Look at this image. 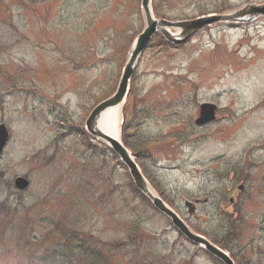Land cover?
I'll list each match as a JSON object with an SVG mask.
<instances>
[{
	"label": "rangeland",
	"instance_id": "374dc122",
	"mask_svg": "<svg viewBox=\"0 0 264 264\" xmlns=\"http://www.w3.org/2000/svg\"><path fill=\"white\" fill-rule=\"evenodd\" d=\"M262 2L152 0V8L175 22ZM8 7L0 13V123L8 131L0 264H222L180 235L84 128L91 108L114 92L143 28L140 0ZM160 42L157 34L148 44L132 81L138 115L129 121L153 140L147 179L211 241L225 236L221 218L234 223L224 249L235 252V264H264V16L211 24L184 44ZM203 101L217 105L216 120L196 126ZM16 176L28 187L16 190ZM195 198L189 214L183 201Z\"/></svg>",
	"mask_w": 264,
	"mask_h": 264
},
{
	"label": "water",
	"instance_id": "95a60500",
	"mask_svg": "<svg viewBox=\"0 0 264 264\" xmlns=\"http://www.w3.org/2000/svg\"><path fill=\"white\" fill-rule=\"evenodd\" d=\"M140 6L144 18V27L135 37L131 45L126 62L122 68L116 90L110 97L98 103L91 110L85 120V128L90 135L96 139L102 140L111 147L113 152L126 166L135 187L149 199L155 209L170 219L172 225L175 226L186 239L203 247L205 251L213 255L223 264H234L233 260L226 251L211 243L204 236L193 232L187 224H185V222L182 221L178 215L162 201L159 196L153 194L152 191H149V185L143 177L131 153L127 148H125L120 140L115 139L101 131L97 125V120L104 110L120 104L123 99H125L128 94L130 79L136 68L140 55L146 48L151 37L156 32H160L167 42L179 44L185 42L198 29L205 25L219 21H244L245 18L251 19L259 15L264 16V4L248 3L243 8L238 9L231 14L208 15L175 22L164 19H156L152 13L151 0H140ZM170 29L178 30V33L173 34L169 31ZM215 109L216 106L214 104L202 103L199 106L198 117L195 119V123L203 124L213 120ZM7 135V130L4 124H0V152L5 145ZM28 183V180L21 176H17L14 179V185L18 189L26 188ZM240 187L241 186H239V188ZM185 205L188 207V211L192 213L193 206H191L189 202H186Z\"/></svg>",
	"mask_w": 264,
	"mask_h": 264
},
{
	"label": "trees",
	"instance_id": "16d2710c",
	"mask_svg": "<svg viewBox=\"0 0 264 264\" xmlns=\"http://www.w3.org/2000/svg\"><path fill=\"white\" fill-rule=\"evenodd\" d=\"M6 1L7 0H0V13L3 15H7V8L9 9L8 6L12 2L16 6H24V7H27V6L32 5V4L38 5V4L44 2V0H11V2H6ZM8 1H10V0H8ZM0 18H2V16H0ZM154 37H156V35ZM154 37H153V39H154ZM159 44H162V45L166 44V46L169 45L167 42H165V40L162 37H161V42ZM135 78H136V76L134 75L132 78V81L135 80ZM132 81H131V86H130V91H129V96H128L129 103L125 104V106L123 108V124H122V130H121L122 131L121 132V135H122L121 139H122V142L125 144V146L130 149L131 153L134 155L137 163L140 165L143 173L146 176L143 159H145V158L148 159L146 148L148 147L149 141H153V140H149V139L145 138L144 136L137 135L136 131L139 130L137 124L131 123L129 121V118H132L135 120V118H134L135 115H138L137 103L139 100V96H138L137 92H135V90H134V87L132 85ZM132 96L136 98L135 101H134V99H132ZM237 165L238 164L236 162H232V164L229 165L228 169L233 171V173L238 174L239 168H237ZM149 180H150L149 182L151 183V185L156 189V191L161 195V197H163V199L165 201L170 203L168 198L164 197V194H162L163 192L161 191V189L159 187L160 186L159 183L158 182L156 183L155 179H153L155 182L150 178H149ZM233 224L229 223L224 218H221V223L218 227H220L222 225L223 230L221 232H224L225 236L222 237L223 240L221 239V242H218L220 240H218L217 237H213L212 241H214L215 243H220L221 247H223V248H226V249L229 248L230 246L228 245V243L232 242L233 239L235 238L234 225ZM226 238H227V240H226ZM222 241H224V242H222ZM229 250H231L232 254H230V255L233 258V260H234V258L237 260L235 252L232 249H229ZM237 256L239 258V253L237 254ZM93 263H91V264H93ZM102 263L103 262L101 260V262L99 264H102Z\"/></svg>",
	"mask_w": 264,
	"mask_h": 264
},
{
	"label": "bare ground",
	"instance_id": "6f19581e",
	"mask_svg": "<svg viewBox=\"0 0 264 264\" xmlns=\"http://www.w3.org/2000/svg\"><path fill=\"white\" fill-rule=\"evenodd\" d=\"M121 105L118 104L104 110L98 120L97 125L104 133L109 136L119 139L120 136V113H121ZM149 191L151 189L149 188Z\"/></svg>",
	"mask_w": 264,
	"mask_h": 264
}]
</instances>
